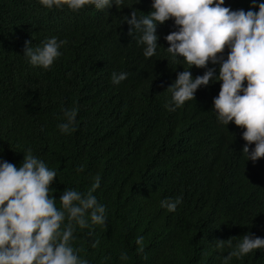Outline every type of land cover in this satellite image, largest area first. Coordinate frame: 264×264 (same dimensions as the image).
<instances>
[{"label":"trees","instance_id":"16d2710c","mask_svg":"<svg viewBox=\"0 0 264 264\" xmlns=\"http://www.w3.org/2000/svg\"><path fill=\"white\" fill-rule=\"evenodd\" d=\"M133 8L146 14L151 0L79 11L0 0V157L19 165L30 146L57 168L50 185L57 206L65 187L87 190L101 176L94 194L108 206L106 227L93 226L92 235L78 230L75 242L93 264H220L229 249H217L215 240L235 241L245 232L264 237V157L245 161L244 129L218 122L212 101L219 81L198 87L194 100L175 111L165 107L167 86L188 65L166 50L172 19L157 26L156 53L144 56L139 33H129L123 21ZM52 35L67 40L62 55L47 69L30 65L25 40L35 46ZM204 70L190 68L193 76ZM113 71L128 76L114 84ZM71 107L78 108L77 127L61 133L57 124ZM177 195L183 199L174 212L160 206ZM138 235L145 238L143 253L136 250ZM125 249L129 259L121 261ZM230 264H264V249Z\"/></svg>","mask_w":264,"mask_h":264},{"label":"clouds","instance_id":"9594fccd","mask_svg":"<svg viewBox=\"0 0 264 264\" xmlns=\"http://www.w3.org/2000/svg\"><path fill=\"white\" fill-rule=\"evenodd\" d=\"M47 8L79 11L86 5L98 10L123 5L124 0H39ZM250 7L231 8L225 0H151L146 14H137L135 8L123 21L130 26L129 33H139L145 57H152L158 45L157 26L172 19L175 30L164 40L166 50L174 60L182 59L188 67L176 73L167 86L170 98L165 107L175 111L188 100H194L198 87L220 82L218 94L213 97L212 109L225 127L231 121L242 127L245 141L240 153L253 162L264 157V0H250ZM141 13H145L141 11ZM66 39L52 35L33 46L25 40L23 55L32 66L49 68L62 55ZM225 49L227 53L225 55ZM218 65L216 67H209ZM204 68L202 74L192 75L190 68ZM127 71H113L111 80L119 84ZM78 108L63 109L64 119L57 124L61 133H72L77 127ZM227 128V127H226ZM79 165L77 172L83 171ZM58 169L49 167L32 147H27L22 162L17 165L0 157V264H93L77 245L78 230L95 225L106 227L108 206L94 194L100 186L97 174L87 190L65 187L57 198L50 187ZM182 196L165 197L160 206L174 212L182 203ZM235 241L215 240L217 249L229 251L220 258V264H230L233 258H243L253 250L264 249V237L245 232ZM145 238L138 235L137 252L143 253ZM100 241H92L97 247ZM119 259L127 261L128 251L121 250Z\"/></svg>","mask_w":264,"mask_h":264},{"label":"bare ground","instance_id":"6f19581e","mask_svg":"<svg viewBox=\"0 0 264 264\" xmlns=\"http://www.w3.org/2000/svg\"><path fill=\"white\" fill-rule=\"evenodd\" d=\"M20 151V150H19Z\"/></svg>","mask_w":264,"mask_h":264}]
</instances>
